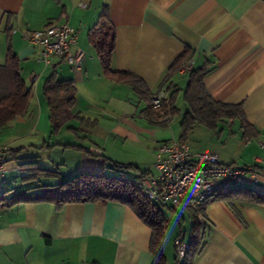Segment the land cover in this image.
Listing matches in <instances>:
<instances>
[{
  "label": "crops",
  "instance_id": "0c3cea01",
  "mask_svg": "<svg viewBox=\"0 0 264 264\" xmlns=\"http://www.w3.org/2000/svg\"><path fill=\"white\" fill-rule=\"evenodd\" d=\"M105 13L116 33L112 70L142 78L151 98L161 90L168 99L174 95L175 114L158 117L154 108L149 114L150 98L106 73L90 39ZM54 21L76 29L86 53L80 68L60 57L45 66L39 61L42 48L25 39L26 32ZM186 46L193 51L192 70L209 69L208 93L217 101L242 103L253 125L245 139L237 119L215 128L196 124L186 143L217 152L225 164L245 165L264 156V0H0V64L15 54L32 88L28 111L0 129V146L9 154L2 195L38 192L79 173L114 176L111 162L131 165L125 173L130 178L153 174L158 144L178 141L182 133L192 70L164 78ZM53 73L76 88L77 116L59 132H53L43 93ZM40 169L58 176L39 174ZM234 207L236 212L222 199L205 205L198 219L205 246L193 264H264V204L235 201ZM163 211L169 220L163 242L167 264H183L175 260L174 240L181 235L190 244L196 217L184 206ZM169 212L176 215L174 229ZM151 236L135 212L116 201L60 207L31 201L0 208V264H153Z\"/></svg>",
  "mask_w": 264,
  "mask_h": 264
},
{
  "label": "trees",
  "instance_id": "16d2710c",
  "mask_svg": "<svg viewBox=\"0 0 264 264\" xmlns=\"http://www.w3.org/2000/svg\"><path fill=\"white\" fill-rule=\"evenodd\" d=\"M115 37L114 25L109 15L105 13L99 26L92 30L90 39L97 50L106 73L131 84L137 93L151 100L150 93L147 91V86L142 78L133 72L112 70L111 63L115 52ZM192 57L193 51L189 46H186L184 52L169 67L164 81L169 80L172 74L187 64ZM208 72L209 69L206 68L191 71L190 81L184 93V100L188 109L182 118V133L178 142L186 143L188 134L196 124L215 128L219 122L225 119L239 120L244 130V138L249 139L253 125L246 118L243 104L215 100L208 93L205 85V77ZM43 93L49 106L53 132H59L65 124L77 116L72 112L76 105L74 83L71 80H60L57 78L56 73H53L45 82ZM173 97L174 95L163 100L159 107H154L151 102L148 107L149 114L153 108L158 117L175 114L179 110L175 106ZM31 99L32 88L27 85L21 75L18 57L11 53L8 55L6 62L0 64V129L8 126L17 116L25 114L28 111ZM105 161L107 160L105 159ZM106 164H108V161ZM107 167L115 171L116 175L79 173L69 179L60 181L56 185L40 186L38 192H27L11 198L0 195V208H8L15 204L31 201H52L59 207L69 203L120 202L129 206L151 229L150 249L154 256L153 264H167L163 242L169 220L163 211V206L150 202L130 180L122 179V176L127 177L125 175L127 170L133 168L131 165L111 162ZM39 174L58 176L57 173L45 169H40ZM147 174L143 173L142 175ZM220 199L225 200L236 212L235 201L264 204V192L251 185L235 186L228 190L219 191L202 206L201 210H204L208 202ZM193 214L197 223L183 264H193L194 257L205 246V234L201 228V223L197 215L194 212ZM175 260L177 261V256Z\"/></svg>",
  "mask_w": 264,
  "mask_h": 264
},
{
  "label": "built area",
  "instance_id": "2783aa9c",
  "mask_svg": "<svg viewBox=\"0 0 264 264\" xmlns=\"http://www.w3.org/2000/svg\"><path fill=\"white\" fill-rule=\"evenodd\" d=\"M25 39L42 48L39 61L52 66V58L60 57L71 67H81L86 56L78 46L77 31L68 23L51 22L44 29L24 34ZM192 62L180 70L191 71ZM167 94L164 90L152 96L154 107H159ZM264 149V142L261 143ZM9 156L7 148L0 146V184L6 183L5 172ZM153 174L141 177H125L130 180L152 203L161 206L187 207L198 218L203 217L202 206L221 190L239 185L256 186L264 181V156L255 155L245 165L225 164L219 154L193 150L187 143L165 141L157 146ZM177 261L187 256L189 243L179 235L174 240Z\"/></svg>",
  "mask_w": 264,
  "mask_h": 264
},
{
  "label": "rangeland",
  "instance_id": "374dc122",
  "mask_svg": "<svg viewBox=\"0 0 264 264\" xmlns=\"http://www.w3.org/2000/svg\"><path fill=\"white\" fill-rule=\"evenodd\" d=\"M256 189L264 192V187H262V186H258ZM4 193H5V191L0 188V195H2ZM169 216L171 217V223H170L171 225H170V227L174 229L176 227V224H177L176 223V215H175V213H170L169 212Z\"/></svg>",
  "mask_w": 264,
  "mask_h": 264
}]
</instances>
